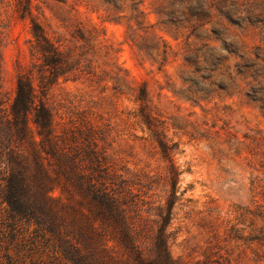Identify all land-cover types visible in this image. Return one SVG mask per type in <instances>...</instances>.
<instances>
[{
    "label": "rangeland",
    "instance_id": "obj_1",
    "mask_svg": "<svg viewBox=\"0 0 264 264\" xmlns=\"http://www.w3.org/2000/svg\"><path fill=\"white\" fill-rule=\"evenodd\" d=\"M29 1L0 0V108L23 78L56 118L108 134L116 170L140 183L133 215L154 223L146 258L264 264V0Z\"/></svg>",
    "mask_w": 264,
    "mask_h": 264
},
{
    "label": "trees",
    "instance_id": "obj_2",
    "mask_svg": "<svg viewBox=\"0 0 264 264\" xmlns=\"http://www.w3.org/2000/svg\"><path fill=\"white\" fill-rule=\"evenodd\" d=\"M16 3L29 10V0ZM33 31L43 39L37 24ZM38 101L20 78L12 104L0 108V264H122L116 249L136 264H171L161 255L156 261L144 255L154 223L147 218L142 225L133 215L140 183L116 170L105 147L108 134L91 119H58ZM171 158L174 199L181 172ZM53 184L76 205L52 197ZM171 209L160 217L165 225L153 239L159 251Z\"/></svg>",
    "mask_w": 264,
    "mask_h": 264
}]
</instances>
